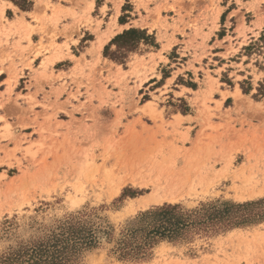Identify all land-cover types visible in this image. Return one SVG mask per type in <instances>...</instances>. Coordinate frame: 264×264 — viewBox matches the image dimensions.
<instances>
[{
  "label": "rangeland",
  "instance_id": "rangeland-1",
  "mask_svg": "<svg viewBox=\"0 0 264 264\" xmlns=\"http://www.w3.org/2000/svg\"><path fill=\"white\" fill-rule=\"evenodd\" d=\"M82 2L84 9L66 23L61 0H52L48 16L36 22L4 11L0 0V90L20 98L16 117L7 121L11 127L0 123V218L7 213L23 237H13L11 247L42 238L79 212L96 226H113L118 236L155 205L195 208L258 198L264 119L244 89L258 86L264 69L240 22L230 26L237 8L221 0H141V11L128 0L115 23L135 17L136 28L147 29L157 45L131 53L121 67L103 46L95 55L84 45L65 47L70 25L83 27L86 45L100 39L93 24L104 17L86 12L88 0ZM240 2V19L259 29V0ZM227 8L232 12L224 16ZM164 49L161 62L157 54ZM81 172L83 179H69ZM262 226L164 240L138 261L118 258L103 235L82 264H264ZM0 244L7 245L3 232ZM7 251L0 248V256Z\"/></svg>",
  "mask_w": 264,
  "mask_h": 264
},
{
  "label": "trees",
  "instance_id": "trees-1",
  "mask_svg": "<svg viewBox=\"0 0 264 264\" xmlns=\"http://www.w3.org/2000/svg\"><path fill=\"white\" fill-rule=\"evenodd\" d=\"M137 35L150 37L147 44L156 46L154 35L147 29L135 28ZM264 95V94H262ZM238 202L217 199L187 208L181 203H164L139 212L132 224L116 236L115 228L96 226L85 219L86 214H71L42 238L17 246L0 256V264H82L86 251L100 247L103 235L114 243L111 251L122 260H145L153 248L164 240L182 242L196 235H216L236 227H245L264 221L257 212L252 215H234L226 209Z\"/></svg>",
  "mask_w": 264,
  "mask_h": 264
},
{
  "label": "snow or ice",
  "instance_id": "snow-or-ice-1",
  "mask_svg": "<svg viewBox=\"0 0 264 264\" xmlns=\"http://www.w3.org/2000/svg\"><path fill=\"white\" fill-rule=\"evenodd\" d=\"M13 3H19L21 8L27 9L23 13V16L27 20L36 22L38 19L47 17L48 13L52 10V0H30V2L25 5L23 0H13ZM261 4V9L264 11V0H259ZM137 6L142 11L144 8L141 0H136ZM223 7H227L229 4L232 5V8H237V12H232V8H227V11L224 12V16H227L229 12H232L230 17V26L235 28L237 22H240V28L242 29V35L246 33V41H251L255 45V51L260 54L259 60L257 63L259 67L264 69V23H262L257 28L256 24L247 25V21H242L240 19L242 13L239 12L240 8L245 7L240 0H221ZM103 5V7H101ZM121 6H128V0H88L86 12H90L94 17L97 15L103 16L104 19L95 20L93 28L96 30V35L100 37L99 41H96L95 37L92 44H85V41L90 37L82 35L83 27H80V30H77L76 25H70L71 31H67L66 35L68 39L66 40L65 47H71L72 45H84L88 47L92 55H95L100 47L103 46L104 54L109 56L112 61H115L116 64H119L121 67H126L125 61L130 59V54L133 52L140 53L147 50V43L150 37L144 36L143 41L140 39V36H143V33L139 35L136 34L135 28L137 25L134 23L135 17H128L129 23L127 24H116L115 19L120 15L118 9ZM11 9L12 5H7ZM21 8H17V14H20ZM78 9H84V3H77L76 0H61L60 4V15L64 21L70 22L74 20V16ZM11 13H9L10 15ZM111 16L112 20L109 21L108 17ZM123 19V17H121ZM251 19V16L247 18ZM223 22V17L222 21ZM96 25L100 27L97 28ZM51 30V29H49ZM103 33V35H101ZM61 39H64V36H61ZM167 52V49H164L161 53L157 54L158 59L161 62H164V53ZM88 55V53H86ZM247 63V61H245ZM2 79V78H0ZM256 81L259 82L258 86L249 85L248 88L244 89L245 92L249 94L250 105L254 113H258L259 116L264 119V71H261L256 76ZM178 96H183L184 93L177 90ZM0 95L5 97L3 102H0V112H3L0 115V123L5 124L8 127L11 125L7 124L8 120L14 119L16 113L19 110V105L14 102V100H19V97H14L13 99L8 98V94L0 90ZM258 101V103H257ZM69 179H83V172L79 177H69ZM257 197L249 198L244 197V202H238L234 206L226 211L232 212L234 215H252L257 212V205H259L258 214L260 219L264 220V190L257 193ZM87 206V205H85ZM73 207H76L75 205ZM264 227V226H262ZM0 232H3L7 238V245L0 244V248L7 247L10 250L11 244L13 242L12 238L16 237L17 240L22 241L23 237L17 235L19 232V226L14 223L12 219H9L8 214L4 213L3 217L0 218Z\"/></svg>",
  "mask_w": 264,
  "mask_h": 264
},
{
  "label": "crops",
  "instance_id": "crops-1",
  "mask_svg": "<svg viewBox=\"0 0 264 264\" xmlns=\"http://www.w3.org/2000/svg\"><path fill=\"white\" fill-rule=\"evenodd\" d=\"M5 2H6V7H5V9H4V11H6L9 7H7V5H9V4H11L12 5V10L14 11V14L16 15V16H20V14L21 13H24V11H21L20 12V14H17V12H16V9L18 8V7H16L13 3H11L9 0H5Z\"/></svg>",
  "mask_w": 264,
  "mask_h": 264
},
{
  "label": "bare ground",
  "instance_id": "bare-ground-1",
  "mask_svg": "<svg viewBox=\"0 0 264 264\" xmlns=\"http://www.w3.org/2000/svg\"><path fill=\"white\" fill-rule=\"evenodd\" d=\"M223 169V168H222ZM261 171V170H260ZM261 172H263L264 173V170L263 171H261ZM161 176V175H160ZM173 176V175H172ZM165 177V176H164ZM175 177V176H174ZM166 179V178H165ZM164 180V179H163ZM172 180V179H171ZM170 180V181H171ZM263 180H264V178H263ZM190 181H191V179H190ZM157 182V181H156ZM188 184V183H187ZM190 184V183H189ZM264 186V185H263ZM158 187V186H157ZM162 187V186H161ZM172 188V187H171ZM263 188V187H262ZM167 189V188H166ZM181 189V188H180ZM183 190V189H182ZM171 191V190H170ZM178 195V194H177ZM161 196V195H160ZM163 197H164V195H163Z\"/></svg>",
  "mask_w": 264,
  "mask_h": 264
}]
</instances>
